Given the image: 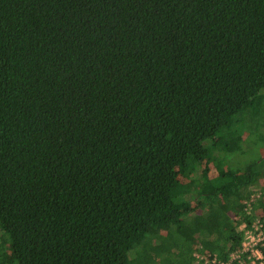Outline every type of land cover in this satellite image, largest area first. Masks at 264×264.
<instances>
[{
  "label": "trees",
  "instance_id": "obj_1",
  "mask_svg": "<svg viewBox=\"0 0 264 264\" xmlns=\"http://www.w3.org/2000/svg\"><path fill=\"white\" fill-rule=\"evenodd\" d=\"M263 128L264 0H0V264L226 259Z\"/></svg>",
  "mask_w": 264,
  "mask_h": 264
},
{
  "label": "built area",
  "instance_id": "obj_2",
  "mask_svg": "<svg viewBox=\"0 0 264 264\" xmlns=\"http://www.w3.org/2000/svg\"><path fill=\"white\" fill-rule=\"evenodd\" d=\"M260 197V194L253 195L247 201V209L250 212L251 202ZM204 264H264V222L257 217L250 228L247 229L245 239L240 248L231 251L226 259L218 253L201 256L194 253Z\"/></svg>",
  "mask_w": 264,
  "mask_h": 264
},
{
  "label": "rangeland",
  "instance_id": "obj_3",
  "mask_svg": "<svg viewBox=\"0 0 264 264\" xmlns=\"http://www.w3.org/2000/svg\"><path fill=\"white\" fill-rule=\"evenodd\" d=\"M264 131V128H263ZM246 133V140L245 146L243 148L247 149V154L242 155V153H234V154H225L228 163H232L234 165H241L245 162L246 157H255L256 155L260 154L261 156L264 155V142L260 140L261 143H255L258 139L259 141V133H253L251 135H247Z\"/></svg>",
  "mask_w": 264,
  "mask_h": 264
}]
</instances>
